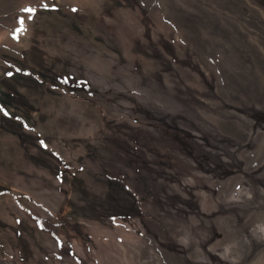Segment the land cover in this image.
I'll use <instances>...</instances> for the list:
<instances>
[{"label": "rangeland", "instance_id": "1", "mask_svg": "<svg viewBox=\"0 0 264 264\" xmlns=\"http://www.w3.org/2000/svg\"><path fill=\"white\" fill-rule=\"evenodd\" d=\"M1 44L0 264H264V0H0Z\"/></svg>", "mask_w": 264, "mask_h": 264}, {"label": "trees", "instance_id": "2", "mask_svg": "<svg viewBox=\"0 0 264 264\" xmlns=\"http://www.w3.org/2000/svg\"><path fill=\"white\" fill-rule=\"evenodd\" d=\"M14 49H12V50H14ZM8 50H7V52H8ZM19 50L20 49H18V52H19ZM28 50H30V49L25 47V51H26V54H27L26 58H29V53H27ZM20 53H21V51H20ZM13 64H16L17 67H15ZM9 65H12L11 68L5 70V66H9ZM16 69H17L18 72H13V70H16ZM21 72H23L25 74L29 73L27 68L19 67V65L14 61L13 58L12 59L10 57L7 58L6 54H1L0 53V128H4L5 124L7 123V121L5 120L6 118H4V117H8V118L11 117L14 120V123H15V121L17 122V124L15 126L17 128H19V129H21L22 136L25 135L26 137H28V134L30 132H32V130H34V128H33V126H31V124L29 122H28V124L26 123L27 121H26L25 117L27 115H25L23 113L20 115L18 113V109H16L13 105L6 106L5 105V100H4L6 91L8 93H11L12 91H14L17 88H19V80L17 82L13 83V84L8 83L7 80H10L14 76H16L19 79L20 78L19 75H20ZM67 75H71V74L62 73V74H59V75L55 76L54 79L57 80V81L61 80L62 82L67 83L66 81L70 80V78ZM72 76H74V74H72ZM38 78H39V76H38ZM45 81H46V84L48 86H54L56 88H58V87L60 88L59 85H57V84L55 85L53 82H48L46 79H45ZM26 106H27V103H26L25 106L23 105V107H26ZM26 109H27V107H26ZM10 112H14V114L11 113L12 116H9ZM27 120L29 121V119H27ZM35 131H36V129H35ZM36 133H37V153H39V154L41 153V154L44 155V152L47 151L48 155H50V153H52L53 151L50 150L49 147H48L47 138H45V140H46V144H45L44 139L39 136V133L37 131H36ZM29 138H32V133L29 136ZM38 138H41L40 139L41 141L39 143V148L40 149L38 148ZM56 154H57L58 157L56 156ZM53 158L57 159L58 160V164H59L58 171H57V173H56V175L54 177H58V179L60 181L62 179V177L64 176V172H66V169H67L66 167L68 165L63 164V159L60 157L59 152L55 151L54 155H53ZM51 167H53V166H51ZM72 169H73V167H72ZM72 169L69 168L68 170L71 171ZM58 179L56 180L57 182H58Z\"/></svg>", "mask_w": 264, "mask_h": 264}, {"label": "snow or ice", "instance_id": "3", "mask_svg": "<svg viewBox=\"0 0 264 264\" xmlns=\"http://www.w3.org/2000/svg\"><path fill=\"white\" fill-rule=\"evenodd\" d=\"M21 11H24V12H33L35 11V9H32V8H24L22 9ZM18 24L20 25L19 28L16 29L17 32H20V31H23L24 30V21L22 18H19L18 19Z\"/></svg>", "mask_w": 264, "mask_h": 264}, {"label": "crops", "instance_id": "4", "mask_svg": "<svg viewBox=\"0 0 264 264\" xmlns=\"http://www.w3.org/2000/svg\"><path fill=\"white\" fill-rule=\"evenodd\" d=\"M4 45H14V44H1L0 46L4 47Z\"/></svg>", "mask_w": 264, "mask_h": 264}]
</instances>
